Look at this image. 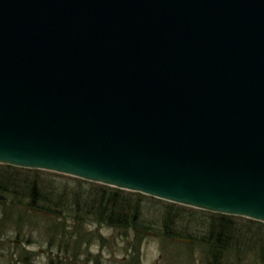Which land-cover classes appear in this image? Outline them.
Listing matches in <instances>:
<instances>
[{"label":"water","instance_id":"95a60500","mask_svg":"<svg viewBox=\"0 0 264 264\" xmlns=\"http://www.w3.org/2000/svg\"><path fill=\"white\" fill-rule=\"evenodd\" d=\"M0 164L264 224V0H0Z\"/></svg>","mask_w":264,"mask_h":264},{"label":"rangeland","instance_id":"374dc122","mask_svg":"<svg viewBox=\"0 0 264 264\" xmlns=\"http://www.w3.org/2000/svg\"><path fill=\"white\" fill-rule=\"evenodd\" d=\"M12 172L14 179L28 174ZM38 172V187L54 192L56 199L62 197L63 206L77 202L80 211L86 205L95 207L94 197L101 187L113 190L67 175ZM136 200L140 201V230V226L136 230L110 228L84 213L54 216L32 211L25 202L13 205L12 214L6 207L5 214L0 210V264H264V227H249L246 219L232 216L228 226L222 227L216 214L171 207V203L127 191H121L118 204L124 211ZM219 232L225 244L218 250L209 234L218 237ZM61 234H65L62 241Z\"/></svg>","mask_w":264,"mask_h":264},{"label":"trees","instance_id":"16d2710c","mask_svg":"<svg viewBox=\"0 0 264 264\" xmlns=\"http://www.w3.org/2000/svg\"><path fill=\"white\" fill-rule=\"evenodd\" d=\"M13 170L28 174L19 175L14 179V177L10 175V173H13ZM38 173L39 172L37 170L30 171L0 165V195L3 197L7 196V200H5V198H0V210L2 214L6 213V207H9L10 213L12 214L13 209L10 208H12L13 205L18 206V204H24L25 202L26 206L32 211L46 212V214H51L54 216L60 215L61 212L73 213L74 216H78L80 213L82 215V213H84V217H95L96 223L110 228L136 230L140 226L138 229L140 230L141 225L139 224V219H137V210H140L137 207V203H140L139 200L134 201L135 203L131 207H125V210L122 211L123 209L120 207L122 204H118V198L119 194H121V190L113 189L108 191L104 187H101L98 194L94 197L93 202L96 203L95 207L86 205L83 206V208L88 209V212L84 211V209L83 211H80V208H78L79 204L77 202L74 201L73 204L68 205L67 207L66 205L63 206L62 204H64L65 201H62V197L56 199L55 195L57 194L54 192L45 193L42 188L38 187L36 182L37 180L35 179V174ZM172 206L173 205L171 204V207ZM215 217L222 227H226L228 226L227 224L230 223V216L216 214ZM19 222L23 223L24 221L20 219ZM246 222L249 227H252V224L264 227V225L250 220H246ZM1 230L3 231L4 227H1ZM58 232L59 230L56 231V233ZM219 234L221 233L219 232L218 235ZM1 235L2 233L0 232V236ZM221 235L217 237L213 236L211 233L209 234V237H213V240L216 241L215 245L218 250L221 249L220 247L224 246L225 244V242H221L223 239H225ZM58 236L61 237L60 241H62V239L65 237V234ZM220 238H222V240H220Z\"/></svg>","mask_w":264,"mask_h":264}]
</instances>
